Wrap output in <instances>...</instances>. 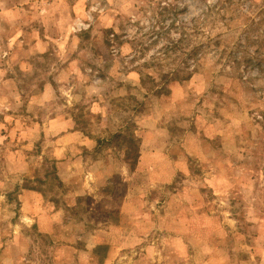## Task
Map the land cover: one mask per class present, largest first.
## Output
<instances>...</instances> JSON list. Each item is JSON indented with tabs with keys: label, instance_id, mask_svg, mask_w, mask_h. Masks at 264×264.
Instances as JSON below:
<instances>
[{
	"label": "rangeland",
	"instance_id": "374dc122",
	"mask_svg": "<svg viewBox=\"0 0 264 264\" xmlns=\"http://www.w3.org/2000/svg\"><path fill=\"white\" fill-rule=\"evenodd\" d=\"M65 120L122 155L144 122L178 143L183 173L152 192L170 229L145 230L134 264H264V0H0V264L21 190L62 191Z\"/></svg>",
	"mask_w": 264,
	"mask_h": 264
},
{
	"label": "crops",
	"instance_id": "0c3cea01",
	"mask_svg": "<svg viewBox=\"0 0 264 264\" xmlns=\"http://www.w3.org/2000/svg\"><path fill=\"white\" fill-rule=\"evenodd\" d=\"M64 123V132L54 143L62 191L48 197L37 189L21 190L22 226L48 240L47 264H134L139 259L126 251L131 248L136 255L133 248L145 246V230L170 229L158 224L157 217L165 210L152 192L176 182L183 173L185 165L174 146L178 143L157 147L147 140L153 133L144 122L133 131L135 157L128 152L122 155L102 136L74 128L68 120ZM15 226L18 232L10 243L16 255L7 264H27L33 242L22 235L21 225Z\"/></svg>",
	"mask_w": 264,
	"mask_h": 264
},
{
	"label": "trees",
	"instance_id": "16d2710c",
	"mask_svg": "<svg viewBox=\"0 0 264 264\" xmlns=\"http://www.w3.org/2000/svg\"><path fill=\"white\" fill-rule=\"evenodd\" d=\"M134 141H135V140H134ZM127 144L131 146L130 149H131L132 151H131V150H130V151L133 152V156L135 157V155H136V147H133V146H132V145H133L132 140L127 141ZM134 160H135V159H134ZM132 164H133V163H131V167H132Z\"/></svg>",
	"mask_w": 264,
	"mask_h": 264
}]
</instances>
